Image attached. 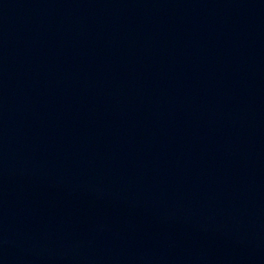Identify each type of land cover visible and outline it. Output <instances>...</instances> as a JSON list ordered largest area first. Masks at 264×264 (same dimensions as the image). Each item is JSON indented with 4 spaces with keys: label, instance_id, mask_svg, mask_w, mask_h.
<instances>
[{
    "label": "water",
    "instance_id": "obj_1",
    "mask_svg": "<svg viewBox=\"0 0 264 264\" xmlns=\"http://www.w3.org/2000/svg\"><path fill=\"white\" fill-rule=\"evenodd\" d=\"M264 0H0V264H257Z\"/></svg>",
    "mask_w": 264,
    "mask_h": 264
}]
</instances>
